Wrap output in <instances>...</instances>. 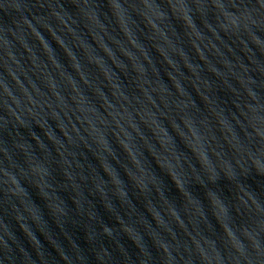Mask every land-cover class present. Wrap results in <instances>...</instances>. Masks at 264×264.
I'll list each match as a JSON object with an SVG mask.
<instances>
[{"label":"water","instance_id":"obj_1","mask_svg":"<svg viewBox=\"0 0 264 264\" xmlns=\"http://www.w3.org/2000/svg\"><path fill=\"white\" fill-rule=\"evenodd\" d=\"M0 264H264V0H0Z\"/></svg>","mask_w":264,"mask_h":264}]
</instances>
